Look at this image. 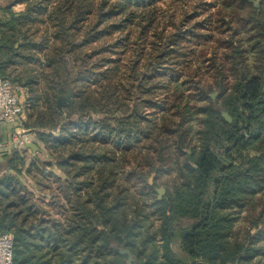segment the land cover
Wrapping results in <instances>:
<instances>
[{
  "label": "trees",
  "instance_id": "obj_1",
  "mask_svg": "<svg viewBox=\"0 0 264 264\" xmlns=\"http://www.w3.org/2000/svg\"><path fill=\"white\" fill-rule=\"evenodd\" d=\"M254 1L10 0L4 11L25 10L0 26V74L27 91V128L48 157L27 164L25 149L1 164L0 233L13 238V264H127L118 250L133 264H263V214L232 238L235 217L264 202ZM251 33L245 70L228 51ZM221 48L238 74L231 89ZM207 74L219 81L216 101ZM198 98L206 105L195 113ZM169 167L173 185L158 201L147 179Z\"/></svg>",
  "mask_w": 264,
  "mask_h": 264
},
{
  "label": "rangeland",
  "instance_id": "obj_2",
  "mask_svg": "<svg viewBox=\"0 0 264 264\" xmlns=\"http://www.w3.org/2000/svg\"><path fill=\"white\" fill-rule=\"evenodd\" d=\"M253 5L256 8V10H261V12H260L261 29H263V32H264V1L263 0H255L253 2ZM256 6H258V8ZM254 36H256V34H253V33L246 34V35L245 34H243V35L241 34L239 37H237L234 40L233 49L228 51V52L231 53V54H229V58H232L233 52L242 54V56H241L242 59L241 60H243V63H244V66L242 65V67L245 70H247L245 68V66L246 67L247 66L250 67L251 64L254 61V58H255L253 53L250 50L251 42H253L251 40L254 38ZM218 38H220V37H216V41L218 40ZM222 40H225V36H224V38ZM222 40H221V42H222ZM221 46H222V43H221ZM224 46H222V47L224 48ZM17 47H19V45H17ZM263 47H264V41H263ZM225 54H226V52L221 48L220 51L218 52V56H217V59H216V65L218 67H220V68L225 67V69H226L225 73L226 74L223 76L224 79L222 78L221 82L223 81V84L226 85L228 89H231L234 86L236 80L238 79V74L236 73L235 69H232V65H231L230 62L223 61L224 57H225ZM207 58H211V55H208ZM236 62H240V59L238 58ZM205 64H206V66H209L208 63H205ZM216 78H217L216 76L215 77H209V75L207 74L206 77L204 78V81H203L205 83H202V85H205V86L207 84L213 85V88L211 89V91H209V98L212 100L211 96L214 95V94H216V97L212 101H216L222 95V92L219 89L217 90V88H216V84H217V82H219L218 80H216ZM191 94H193V93H191ZM198 99L199 100H197L195 102L192 101V103H191V107L194 109L195 113H197L201 108H203L206 105V102H205L206 98L205 99L204 98L203 99L202 98H198ZM201 100H203V101H201ZM195 118H199V117L196 116ZM5 129H7L8 132H10L11 134L9 133L10 134L9 139L5 140L6 141L5 142L6 147H4V148L0 147V169H1V164L4 163L5 155L10 154V153H12L14 151H19V152L22 153L25 149L27 150L26 144H23L24 141L21 144H20V142L14 143L12 141V138H11V135H12L11 127H9V126L5 127L4 126V130ZM32 134H33V136H32ZM26 140H28V143H35L40 148V152L37 154V157L40 160H43V161L48 160V157L46 155L44 147L37 140L35 132H32V133L28 134L27 137H26ZM185 153H187V154L190 153L191 154V149H187L185 151ZM24 156L26 158L27 164L29 163V161L32 158H35L33 153L31 152V150H29V149L27 150V153ZM174 174H175L174 170L171 167H169L166 170L164 169V171H162L160 174H157V175L151 174L148 177V179H147V184L149 185L150 179H153V184L149 185V186L156 185L155 188H154L155 193H156V189H159V188H164L165 190L166 189H171L172 185H173L174 178H175ZM0 176H1V174H0ZM27 184L29 186H32V183L29 180H27ZM166 194H167V190L165 191V195ZM154 197L157 199V193L154 195ZM262 214L264 215V202L260 203V206L257 207V210L254 213L247 212L246 210H242V212L239 213L237 215V217H235V219H234V235L232 236V238L233 239L237 238L238 240H240V239L242 240V237L244 238V235L246 234L245 233L246 230H248L250 228L251 224H252L251 220L253 219V217H258L259 215H262ZM263 221H264V219H263ZM155 225H157L156 221H155ZM260 229H261V227L259 229H256L255 231H253V233H258ZM262 240L263 241H261V246H264V238ZM172 248H173V251L176 253V255L178 257L186 258V255L182 252V250L180 249L178 243L173 244ZM263 264H264V261H263Z\"/></svg>",
  "mask_w": 264,
  "mask_h": 264
},
{
  "label": "built area",
  "instance_id": "obj_3",
  "mask_svg": "<svg viewBox=\"0 0 264 264\" xmlns=\"http://www.w3.org/2000/svg\"><path fill=\"white\" fill-rule=\"evenodd\" d=\"M29 112L27 91L9 80L0 79V127L12 128L14 143H28L26 137L33 132L27 128ZM0 264H13V238L8 234L0 233Z\"/></svg>",
  "mask_w": 264,
  "mask_h": 264
},
{
  "label": "water",
  "instance_id": "obj_4",
  "mask_svg": "<svg viewBox=\"0 0 264 264\" xmlns=\"http://www.w3.org/2000/svg\"><path fill=\"white\" fill-rule=\"evenodd\" d=\"M258 3V2H257ZM256 3V4H257ZM258 8V6H256ZM0 79H3V76L0 74ZM242 80H245V77L244 75H242ZM216 97V94L212 95L211 98L212 100H214V98ZM66 101H69V98H61L58 102V109L61 110L62 109V106L63 104L66 102ZM222 117L228 122V123H231L232 120L231 118L228 116L227 113H222ZM26 148L31 150V152L33 153L34 157H37V154L40 152V148L35 144V143H27L26 144ZM190 154V153H189ZM251 155L253 157H256L258 158L259 157V154H255V153H251ZM153 184V179H150L149 181V185H152ZM165 189L164 188H159V189H156V193H157V200L158 201H161L165 195ZM118 252L122 255V256H127L128 257V261H127V264H133L135 262V260L133 259L132 255L126 251V250H118ZM235 264H239V261H237Z\"/></svg>",
  "mask_w": 264,
  "mask_h": 264
},
{
  "label": "crops",
  "instance_id": "obj_5",
  "mask_svg": "<svg viewBox=\"0 0 264 264\" xmlns=\"http://www.w3.org/2000/svg\"><path fill=\"white\" fill-rule=\"evenodd\" d=\"M9 3H10V0H0V26L3 25L4 23H6L7 21H9V19L11 17V15H10L11 13L15 14L16 17H18L25 10V7L22 5H14L11 7V13L4 11V9H6L9 6ZM5 127H6V125H5ZM11 130H12V128H11ZM9 133L10 132H8L7 129L4 130V126L0 127V147L6 146L5 140L9 139L10 134H11V133L10 134ZM32 136H33V134H32Z\"/></svg>",
  "mask_w": 264,
  "mask_h": 264
}]
</instances>
